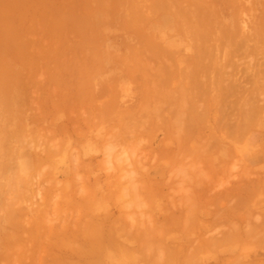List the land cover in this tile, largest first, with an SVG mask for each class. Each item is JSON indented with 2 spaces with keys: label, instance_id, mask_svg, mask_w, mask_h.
I'll return each mask as SVG.
<instances>
[{
  "label": "rangeland",
  "instance_id": "374dc122",
  "mask_svg": "<svg viewBox=\"0 0 264 264\" xmlns=\"http://www.w3.org/2000/svg\"><path fill=\"white\" fill-rule=\"evenodd\" d=\"M152 1L153 0H0V264H90V260L94 261V259L96 260L94 262H97L96 264H163L162 257H164V253L168 250L171 251L173 245H177L179 247L182 245L183 249L181 247L180 248L183 250V253L187 252L190 255V251L196 248V242L199 241L201 244L205 238H219L230 228V226L233 228L235 223L237 227H240L239 229H241V231H244L250 227H254L256 224L254 223V219L257 218V216L259 217V214L261 215L259 218L264 219V215L262 216V214H264V192L260 194L258 191L259 193L257 192L256 194L254 191L260 186L258 182L256 184L258 187L255 185L257 180L254 182L257 175L259 176L258 178L260 181H264V0H159L161 2H165L166 7L168 6L167 4L171 5L168 7L169 9L167 11H158L154 16H146L143 18V16H145V12L149 15V13H147L149 9L148 7L151 5ZM179 9L184 10L183 12H185V15L187 16V20L182 24L177 20ZM138 10L143 14L141 12L140 14ZM128 25L130 26L128 27ZM145 42H151L156 46L155 48H150L145 45ZM241 45L242 47H240ZM142 49L144 56L141 58L144 59V65L146 60L149 59V57L151 58L153 51L157 50L163 53L166 52V55L170 54L171 58L169 56L165 58L170 61L167 65H170L172 69L177 67V69L174 68L176 71L172 72L173 74L171 75L175 78L178 75L179 77L182 76L185 80L190 77L191 79L194 78L192 74L194 73V66H198V70L201 69V67L204 68H202L203 70L206 69L205 71H200L201 80L198 79L199 76L197 79L200 80L201 84L205 80L207 82L204 84H210L211 88L210 86H206V89L202 88L205 89L203 91L208 89L206 91L207 93L204 92V94L201 88L199 90L196 88L198 91L195 89L198 94L194 91L193 93L192 89L189 93L191 95L186 96L189 101L193 100L191 101L190 106L188 104L189 102H187V98H185L186 100L184 101L186 102L185 105L179 97H175V95H177V91L172 94L174 95L175 100L168 98L167 101L169 103L167 102V104L165 103L164 105L162 103H158V101L156 102V94H153L155 102L152 104L156 103L155 106H162L163 108L161 109V112L158 111L157 113H152L151 115L148 111L142 110L141 113H143V116L141 115L142 119L140 118L141 121L138 122L142 125L137 124L132 127L137 129L139 126L140 128L138 129L140 131L143 129L142 132L145 131L144 134L146 132L148 133V129H150L148 125L151 123L150 118L153 117L158 120V118H161L163 115L164 117L169 118V122H171L169 123V125H171L169 132H171L172 135V137L170 136V141L166 140L165 132L162 129H151L153 132L149 131V136L147 133V136H145L142 132H139L138 129H132L131 126H126L123 130H121L123 126L121 127L118 125L119 122L117 123V118V120H113L116 122H112V124L103 125L100 123V126L97 125L98 123L93 121L92 123L95 122V124L86 127L87 123L85 124L84 122L89 119L87 117L89 114L87 112L84 114V112L78 109L79 106H77L80 101H76H78V98L80 100L82 93L85 94L90 90L91 93L94 91L93 94H97L93 103L96 102L99 105L103 102L102 104L104 105V103L108 102L107 100H111V97H109L111 96L109 93L110 91L108 90L112 85H114L112 86V90L116 91L115 101H119L118 103L114 101L115 105H119V108L116 106L113 111L116 112L118 110L117 113H120L121 111L131 109L137 103H142L144 106L146 104L144 103L145 101H143L145 95L144 89H159L157 81L163 74L161 71L159 72L158 69V71L155 70V68H158V65L153 63V60L151 59V64L153 66L150 63L149 64L153 67L151 68L153 72L149 70V79L148 77H143L146 72L141 73V67L138 65L137 61L135 59H131L130 57L132 52H139ZM195 49L197 51H195ZM215 57L216 59H214ZM116 58H118V61H116ZM165 58L162 59L164 60ZM252 61L255 62L253 63ZM204 65H207V67ZM223 67L226 69L223 70ZM148 69H150V67ZM167 72L168 71H166V73ZM222 72H224L223 75ZM158 74L161 75L158 76ZM208 74L210 76L212 74V76L210 77ZM89 75L91 77H89ZM171 76L169 79L172 80L173 77ZM168 77L169 76L166 77V81ZM179 77L177 78L179 80L173 78V80H175L174 84L171 83L172 81L168 80L167 82H170V85L166 82L167 85H164L167 87H163L164 89L161 91H164L165 93L168 91L167 93L171 94L172 92L170 91L178 90V81H180V78L182 79V77ZM207 77H209V79ZM222 77H228L226 79L227 81H225V78ZM80 79H82L83 82L84 80L88 81L89 88L88 86L84 87L86 85L82 84V80ZM207 79L209 81L212 79L211 83L208 82ZM232 81L234 83H232ZM153 83H155V86H153ZM214 83H217V85ZM259 83H263V85L261 86ZM55 85H58L59 87H56ZM220 86H223V88L218 91L217 88ZM212 87H215L217 91ZM242 91L244 93H242ZM210 92L214 93L210 94ZM65 93L67 94L66 98ZM194 94H197L195 96V101L192 98L194 97L192 96ZM62 98L66 99L64 100L65 102ZM247 98L250 100H246ZM69 99L71 100L68 101ZM199 99L203 101H200ZM206 99L208 102L210 101V104L207 103ZM242 99L244 101H242ZM246 101H248V103ZM192 102H196V105L194 103L193 106ZM213 103H215V106H213ZM56 105H59V108L56 107ZM179 105L185 107V109L189 106V112V108L191 106L192 109H198H193L195 112L191 110L189 113L183 108L182 111L180 110L181 114H177L178 118H173L175 116L171 115L170 110L172 107L177 109L178 106L179 108ZM71 106H73V108H70ZM167 106L170 107V109H168ZM200 107L202 108L200 109ZM205 108L206 110L209 109V113H207ZM216 108L219 109V111L216 110ZM71 109H73V111ZM236 109H240V111H237ZM172 110H174V108H172ZM68 111L70 113V119L81 115L82 118L80 117L79 121L82 124L75 125V128L73 129L65 126L64 124L67 123L66 114H68ZM182 112L184 115H182ZM206 113L209 117L205 116ZM198 114L200 116L204 114V116H202L204 118L199 117ZM156 115H158V118ZM195 115H198L196 116L198 118H196ZM250 115L252 116L251 118ZM145 116L147 118H143ZM205 117L209 120L203 121L205 120ZM244 118L247 119L249 126L245 123L246 120ZM148 120L150 123L147 122ZM189 121H193L195 123V126L193 125L194 127L189 124L192 129L189 130L190 132L188 131L189 125L187 126ZM117 125L119 126L118 128L116 127ZM234 125L235 127L231 129ZM64 127L65 129L70 130V134L67 135L64 132ZM110 127H112L113 130H111ZM218 128L219 130H217ZM240 128L241 130H239ZM115 130H117V132ZM118 130L120 132H118ZM125 130L128 131V133ZM107 131L110 132L108 133ZM106 132L109 136L112 133V136L110 137L113 138L115 135L119 134V136L121 135L122 138L124 137L128 142L130 141L129 139H131V137L127 136L129 134V136L133 135L132 137H134L136 133L138 138V134L140 133L142 137H139V140H142V138L145 139L144 141L142 140L144 144L140 140L137 141V143H134L136 146H133L134 149H137L143 145V147H146L145 150H142L140 147V150H136L138 156L137 154L132 156L130 152L131 150L128 149L130 150L127 151L129 154H126H131L132 157L129 156L126 160L130 161V163H128L129 165L134 162L131 158H133L136 162H143L145 156L146 160L144 162L147 161V158L148 160L151 158L150 161L146 162V165L143 162L145 165L143 166L145 168L147 167L148 173L145 168V170L141 173H146L145 179L146 181H149V184L153 181L151 182L152 186L150 184L147 185V188H145L143 186L144 180L138 181L136 185L137 189L140 191L142 190L141 192L144 191V193L146 192V189L148 190L149 188H152L154 191L151 194L152 196L147 195L146 193H142V195L140 191L137 196L138 191H136V188V190L133 188L135 193L132 191V186L134 185L135 187L136 183H134V181H137L139 176H143L142 174L139 176L135 175L137 179L132 181V185L128 182L130 179L125 181L121 180L122 178L126 179L122 176L123 173L121 172H126L129 167L127 168V165H124L127 161L123 163L118 161L119 163L116 164L117 160L115 159H118L119 154L121 155V149L119 147H113L117 154H114L113 149L112 151L109 150V154L111 153V156L113 157H110L109 159L107 158L108 153L105 152V145H108V143H105V139H107L108 142L113 139L106 137L108 136ZM188 132L190 136H188ZM229 133L234 134L233 138H231V136L227 138ZM185 138L188 139L185 141ZM179 139H183L182 142L177 141ZM165 140L167 141L165 144H167V147L171 150L178 148L177 142H179V146H185V143H187L189 148L194 145L200 150L204 149L201 148V146L204 145L205 149L203 151V157L196 160L197 164H193L191 162V158L186 157L191 159L189 161L185 157L183 158L181 156L182 152H180L179 155L175 153L170 156L169 151L167 154H163L162 158L161 155L163 152L161 151V148L163 147ZM145 141H148L146 146H144L146 144ZM148 143H150V146H148ZM189 143L193 145H189ZM50 146H52L54 150L50 148ZM183 148L184 147H182V149ZM48 149L49 151L52 149V152H49ZM139 152L141 156L139 155ZM206 154H208V157H205ZM52 155L54 157L57 155V157H53L54 159H51ZM123 155L124 154H122V156ZM175 155L178 156L177 159L175 158ZM49 156L50 159H47ZM211 156L212 161H210ZM142 157L143 160H140ZM38 158L43 161L38 160V162H36ZM178 158L183 160L186 165L181 164L183 162L181 160L179 161ZM152 159H154V161H152ZM155 159L156 161L158 160L157 163H155ZM201 159L202 161H200ZM73 160L80 164L77 177L79 175L84 176L82 178L88 181L83 180L82 182V178L80 176L81 183H79L80 181H76V177V182H74L71 172L72 167L74 166L73 162H71ZM186 162H188V165ZM211 162L213 168L209 169L212 167ZM39 164L41 165L38 166ZM115 164L118 165V170L115 168ZM122 165L127 168L125 171L123 169L125 167H122ZM157 165L166 167L167 169L165 175L160 178L155 172L153 173V168H156ZM193 165L194 167L198 166V168L195 170ZM230 165H235V167ZM67 166L68 172H66ZM85 166H88L87 170L85 169ZM131 166L132 165H130V167ZM180 167L183 169L180 170ZM244 168L247 170L244 171ZM212 169H214L213 173H218H215L217 176L213 175L214 177H211L212 181L208 180L209 177H205L203 179L204 175L209 176L207 172ZM45 170L46 172H44ZM130 170H132V168H130ZM199 170L201 173L198 172ZM144 171L145 173H143ZM212 171L209 173L211 174ZM246 171H249V173ZM40 172H42V175ZM139 172L140 170L137 173L139 174ZM149 172L153 179L149 178ZM188 173L190 174L188 175ZM120 174L122 175L119 176ZM200 174H202V176H200ZM248 174H251L250 176L253 178L248 176ZM169 175L172 176L170 177ZM35 176H37L36 179ZM33 177L35 184L32 181ZM80 178L78 177V179ZM199 178L202 179V182L205 180L204 182L207 181L208 183L205 184L203 182L205 186L202 185ZM95 179L99 180H97V184H94ZM117 180L120 181L117 182L118 185H116ZM25 181L27 182L26 184ZM48 182L50 184L54 182V184L50 185ZM250 182H254L253 185H255L256 188ZM189 183L192 185L189 186ZM209 183H211V185H209ZM242 183L246 185L241 186ZM24 184L27 186L25 187ZM67 184H69L70 190L68 189ZM57 185L60 187L59 190L61 189L58 196L59 199L56 200V196L53 197L54 199L50 198V196H46L45 198V194L47 195L46 190L48 192L51 186L54 188ZM86 185L99 190L100 194H98V201L95 205L96 207H99L100 211L108 212V215L102 214L101 219L98 220L100 223L98 226L95 225L94 222L96 228L101 227L103 230L98 232L100 234L102 233V238L99 236L101 239H97L99 237H93L94 233L92 232V228L95 226L91 227V225L88 224V222L93 224V217L91 214L96 211V207H94L95 205L93 207L91 206L93 209L91 208V211H86V205L84 206L87 200L86 195L91 194V190L87 189ZM239 185L241 186V189L239 188ZM66 186L68 190H65ZM80 187L84 189L83 194H80L79 192L77 193V191L81 190ZM141 187H144L145 189H142ZM228 187L230 189H227ZM246 187H249L248 189L250 190L246 191L244 189ZM8 188L9 190H12L9 191ZM233 188H236V190L239 188V191L244 189V191L241 192V196L244 194V196H242L244 199H240L239 197L241 196L240 194L238 195L240 192H235L236 190ZM251 190H253L255 195L253 192V194L251 193ZM7 191H9V193ZM64 191H67V194H65ZM245 191L248 193L246 194ZM131 192H133L131 194L132 196L129 195ZM226 192H232V197L235 198L231 197V193L228 194L230 197L227 196ZM197 193L199 196L196 195ZM10 195L11 197H9ZM223 195L224 197L227 196V199L225 198L224 201L222 200V203L224 204L220 203L222 199L221 196L223 197ZM237 195L239 197H237ZM247 195L251 199H249ZM213 197L214 199H218V202L220 203H218V206L220 205L219 207L221 210H219V207L216 209V200H214L215 203L214 201L211 202ZM83 198H85V201ZM133 198L135 201L136 198H138L137 201H140L139 204L142 203L143 207L141 208L142 205L140 204V209H136L135 207L138 205L133 203ZM169 198L171 199L169 200ZM205 198L208 199L207 202H205ZM66 200L69 202L68 204ZM57 202L58 204H56ZM210 202L214 204H210ZM9 203H12L10 204L12 207L7 205ZM42 203L44 204V207L46 206V214L48 213L45 216H48L45 218L47 220V222L45 220L47 224L43 225V227H36L38 233V235H36L37 233H34L36 232L34 229L35 225H33L35 224L36 217L35 210L38 209L39 206L42 207ZM131 203V207L133 209L128 208ZM234 204L235 207L238 206L240 215L243 217L235 215L238 219L235 218V223H232L229 222L231 219L229 218L230 220H227L226 216L233 210ZM241 204L243 206L245 204L246 206L243 207ZM224 205L226 208H224ZM231 205L233 206L232 208ZM189 206L192 209L189 208ZM196 207L199 211L201 210L200 212L198 211V214ZM119 208L120 211H118ZM145 208H148V210ZM243 208L246 209L244 210ZM234 209L236 213L237 209ZM92 210L94 212H92ZM140 210L142 212H140ZM190 210H193L192 214L191 212H188ZM75 213L77 216H75ZM119 213H121V215ZM224 213L226 216L223 217L227 221L226 223L225 220H223L224 218L221 216ZM242 213L244 214L242 215ZM141 214L144 215L143 220L138 218L141 217ZM118 215L119 218L122 216L123 218H121L124 221L127 219L125 223H128L129 225H127L126 229L130 231L128 233L129 236L133 235L131 238L128 235V237H124L122 235L123 232L122 234H119V236L122 237L118 236L120 231L119 229L123 226L118 227V224L121 225L123 220H120L121 223L116 224L119 221ZM193 215L196 216V221L194 218L195 216ZM130 216L132 217V220L128 222V218ZM177 216H181L179 219H181L183 224H186V228L187 224L190 225L188 228L191 233H188L186 230L185 233L175 227V223H173L172 220H177ZM218 216H221L222 219L220 218V220H218ZM187 217L193 218L198 227H195L197 226L195 223L193 224L194 227L191 226L193 220L191 219L190 223V220ZM135 218H138V221L136 225H133L136 223ZM248 218V221L251 220L249 224L248 222L245 223L244 220ZM78 219L79 221H75ZM170 219L172 220L170 221ZM197 219L199 222H197ZM154 220L156 221V224L152 222ZM242 220L244 221L240 223ZM114 222L116 224L115 230L113 229L115 227ZM212 222H216L217 224H212ZM50 223H52L51 226ZM125 223L123 222L122 224L126 225ZM160 224H163L164 227H160L162 226ZM74 225L76 227H74ZM131 225L133 229L135 228V230L130 229ZM227 225L230 226L227 228ZM117 227L119 231L117 230ZM157 227L159 231L156 230ZM191 227L194 229H191ZM99 228L97 230H100ZM152 229L154 233H151ZM58 230L60 231L58 232ZM108 230L111 232L109 233ZM258 231L260 232V229ZM168 232L169 234L164 237V235ZM142 233H144L145 238H139V235ZM70 234V237L73 235L74 242H72V238H69ZM114 234L119 237L117 238L119 240H116L117 236L113 238ZM161 234L165 239L161 237ZM89 237L92 239V244L96 241V245L99 246L100 244V247L102 245V250L100 247L96 248L95 243L90 245L89 241H91V239ZM83 238L84 241L82 240ZM109 240L117 242L119 246L108 248L107 242ZM146 243L149 245V249ZM163 243L164 245H162ZM248 244L251 246H248ZM168 246L171 247L169 248ZM192 246L195 248H192ZM94 248L96 252H92L94 251ZM97 249H100L101 254L97 251ZM139 249H142L140 253L142 254V251H144V254L140 255ZM147 250H150V253H148ZM88 251H90V253H88ZM199 253L200 255H198ZM199 253L197 254L198 258L195 255L194 258L196 260L193 261L192 255H190L191 259H188V254H185L183 258L188 257L187 259H183V263L188 260L184 264H192L191 262H193V264H224L226 259L232 260L237 259V257L243 264L264 262V245L263 248H258L255 243H251V241L248 243L246 242L245 244L242 242L237 244H228L227 246H224L223 244L218 247V249L202 250L199 251ZM4 254H7V256L5 257ZM144 255L149 256V258ZM125 256H130L131 258L134 257V259L138 260L135 261L133 259L134 261L121 262V258L123 259ZM52 257H54V260ZM77 257H80V259ZM147 259H149V263H147ZM223 259L224 261H222ZM57 260H60V262ZM80 260L82 261L80 262ZM83 261H85V263ZM87 261L89 262L86 263Z\"/></svg>",
  "mask_w": 264,
  "mask_h": 264
},
{
  "label": "bare ground",
  "instance_id": "6f19581e",
  "mask_svg": "<svg viewBox=\"0 0 264 264\" xmlns=\"http://www.w3.org/2000/svg\"><path fill=\"white\" fill-rule=\"evenodd\" d=\"M167 4V3H166ZM168 6L166 7V5H165V2H161V1H159V0H153L152 1V3H151V5L148 7V8H146V9H148V12L147 13H149V15H147L146 14V12H145V16H143V18L144 17H148V16H154L158 11H167L169 8L168 7H170L171 5H169V4H167ZM136 10V9H135ZM184 10H181V9H179V13H178V16H177V20H178V22L179 23H183V22H185L186 20H187V16L185 15V12H183ZM138 12H139V10H138ZM141 12V11H140ZM139 12V13H140ZM142 13V12H141ZM140 13V14H141ZM143 14V13H142ZM130 25H128V27H129ZM246 26V25H245ZM249 26V25H248ZM262 26V25H261ZM264 27V26H263ZM181 29H182V26H181ZM264 30V29H263ZM209 31V30H208ZM206 36V35H205ZM204 36V37H205ZM207 37V36H206ZM249 39V38H248ZM204 40V39H203ZM202 40V41H203ZM218 40V39H217ZM228 40V39H227ZM151 41V40H150ZM205 41V40H204ZM203 41V42H204ZM196 43V42H195ZM144 44V43H143ZM212 44V43H211ZM237 44V43H236ZM264 44V43H263ZM145 45H147L148 47H150V48H155V44H153V43H151V42H145ZM213 45V44H212ZM217 45V44H216ZM247 45V44H246ZM202 46V45H201ZM203 46H206V45H203ZM208 46H209V44H208ZM218 46V45H217ZM240 47H242V45L240 46ZM142 48H145V47H142ZM157 48V47H156ZM203 48V47H202ZM209 48V47H208ZM212 48H214V47H212ZM246 48V47H245ZM210 49V48H209ZM195 51H197L196 49H195ZM166 53V52H165ZM165 53H163V52H161V51H153V54H152V56H151V58L149 57V59H147L146 60V62H145V65H144V63H143V58H141V57H143L144 55V52H143V49L142 50H140L139 52L138 51H135V52H132L131 53V55H130V57H131V59H135L136 61H137V63H138V65L141 67V73H144V72H146V73H144L145 74V76L143 75V77H148V76H150L149 74V70L150 71H152L151 70V68H153L152 66V61H151V59L153 60V63H156L157 65H158V68H155V70H159V72L161 71V73L163 74V75H161V74H158V76H160L161 75V77L158 79V88L159 89H157V90H153L152 88V90H149L148 88H146V89H144V92H145V95H144V100L143 101H145L144 103H146L144 106L142 105V103H137L134 107H132L131 109H129V110H125V111H119L120 113H117V111L115 112V111H113V110H115V107L117 106L118 108H119V105L117 104V105H115V102H117V101H115V90H112L113 89V87L112 86H114V85H112L111 87H110V89L108 90V91H110L109 93H110V95L111 96H109V97H111V100L109 101V100H107L108 102L107 103H104V105L102 104V103H100L99 105H101V106H99L96 102L95 103H93L94 102V100H95V98H96V96H97V94L95 93V94H93L94 93V91H92L93 93H91V90L90 91H87L85 94L84 93H82V95H81V98H80V100H79V98H78V101H76V102H79L80 101V103H78L79 105H77V106H79V110H81L82 112H84V114H86L85 112H87L89 115L87 116L89 119L87 120V121H85L84 123L86 124V127H88V126H90V125H92V124H95V122L96 123H98L97 125H100L101 126V124L100 123H102L103 125L105 124H112V122H116V121H113V120H115L116 118L118 119V121H117V123H118V125H120L121 127L123 126V128H121V130H123L124 129V127H126V126H131V128L133 127V126H135V125H137V124H141V123H138V122H140L141 121V119H142V116H143V113H141L142 112V110H145V111H148L151 115H152V113L153 114H155V113H157L158 111H160L161 112V109L163 108L162 106H155L156 105V103H154V104H152L153 102H157L158 101V103H162L163 105L166 103L167 104V100H168V98L169 99H173V100H175V97H179V99H181L183 102L186 100L185 98H187L186 96H190L191 94H189L190 92H191V90H192V92L194 91V92H196L197 94H198V90L201 88V90L203 91V90H205L206 89V86H210V84L209 85H207V84H204V83H206L207 81L205 80L204 82H202V84H201V82H200V80H201V78H200V75H201V73H200V71L202 72V71H205V70H203L204 68L203 67H201V69H197L198 68V66L196 67V66H194V73H192L193 74V77L194 78H192L191 79V77L190 78H187L186 80L185 79H183V77L182 76H180V77H182V79L179 77V75L175 78L174 76H171L173 73L172 72H174V71H176V70H174V68L172 69V67L170 66V65H167V63L169 64L170 63V61L169 60H167V58H165V57H167V56H169L170 57V54L168 55H166ZM193 53V52H192ZM134 57H136V58H134ZM166 55V56H165ZM194 55H195V53H194ZM140 56V57H139ZM196 56H198V55H196ZM195 56V57H196ZM129 57V58H130ZM139 57V58H138ZM168 57V58H169ZM199 57V56H198ZM162 58H165L164 60L162 59ZM171 58V57H170ZM117 60L116 61H118V58H116ZM130 59V60H131ZM196 59L198 60V58L196 57ZM214 59H216V57L214 58ZM125 60H127V59H125ZM132 61V60H131ZM130 61V62H131ZM168 61V62H167ZM199 61V60H198ZM213 61V60H212ZM233 61V60H232ZM135 62V61H134ZM172 62H173V59H172ZM223 62V61H222ZM231 62V61H230ZM253 62V61H252ZM255 62V61H254ZM253 62V63H254ZM132 63V62H131ZM152 65V66H150V64ZM213 63H214V61H213ZM236 63V62H235ZM173 64V63H172ZM207 64V63H206ZM222 64V63H221ZM126 65V64H125ZM130 65H132V64H130ZM210 65V64H209ZM208 65V66H209ZM128 66V65H127ZM135 66V65H134ZM205 66V65H204ZM235 66V65H234ZM150 67V69H148ZM205 67H207V65L205 66ZM212 67V66H211ZM220 68H221V65H220ZM172 69V70H171ZM175 69H177V67L175 68ZM226 69V68H225ZM224 69V67H223V70H225ZM139 70V69H138ZM157 70V71H158ZM209 70H211V69H209ZM220 70V69H219ZM222 70V69H221ZM253 70V69H252ZM166 71H168L167 73H166ZM212 71V70H211ZM210 71V72H211ZM153 72V71H152ZM156 72V71H155ZM138 73V72H137ZM158 73V72H157ZM157 73H155V74H157ZM223 73L224 72H222V75H223ZM152 74V73H151ZM179 74V73H178ZM207 74V73H206ZM217 74V73H216ZM227 74V73H226ZM259 74V73H258ZM131 75H133V74H131ZM180 75H181V73H180ZM190 75V74H189ZM209 75V74H208ZM207 75V76H208ZM218 75V74H217ZM220 75V74H219ZM222 75H220V76H222ZM225 75V74H224ZM255 75H256V73H255ZM263 75V74H262ZM88 76V75H87ZM167 76H169L168 77V79H167V81L168 80H170V81H172L171 83L172 84H174L175 83V80H173V78L174 79H176V80H179V79H177L178 77L180 78V81H178L179 82V87H178V90H173V91H170V92H172L170 95H172V94H174V92H176L177 93V95H175V97H174V95H172V96H170L167 92L168 91H166V93L164 92V91H161V90H163L165 87H167V86H165L164 84H166V77ZM170 76L171 77H173L172 78V80L171 79H169L170 78ZM198 76H199V78H198ZM206 76V75H205ZM210 76V75H209ZM211 76H212V74H211ZM210 76V77H211ZM228 76V75H227ZM89 77H91L90 75H89ZM89 77H88V79H89ZM185 77V76H184ZM204 77V76H203ZM217 77V76H216ZM232 77V76H231ZM132 78V77H131ZM186 78V77H185ZM200 79V80H198V79ZM205 78V77H204ZM208 79H209V77H207ZM217 78H219V77H217ZM222 78H225V81H227L226 79L228 78H226V77H222ZM235 78V77H234ZM256 78V77H255ZM148 79H149V77H148ZM150 79H152V78H150ZM207 79V80H208ZM214 79V78H213ZM216 79V78H215ZM221 79V78H220ZM80 80H82V79H80ZM233 80V79H232ZM235 80V79H234ZM144 81H146V80H144ZM148 81V80H147ZM153 81V80H152ZM174 81V82H173ZM211 81H212V79L209 81L208 80V82H210L211 83ZM220 81V80H219ZM222 81V80H221ZM224 81V82H225ZM237 81V80H236ZM257 81V80H256ZM82 82V84H84V85H86V86H84V87H87L88 86V88H89V84H88V81H86V80H84V82H83V80L81 81ZM151 82V81H150ZM254 82V81H253ZM167 83H169V85H170V82H167ZM223 83V82H222ZM226 83V82H225ZM230 83V82H229ZM228 83V84H229ZM232 83H234L233 81H232ZM257 83V82H256ZM81 84V83H80ZM81 84V85H82ZM88 84V85H87ZM155 83H153V86H155L154 85ZM204 84V85H203ZM215 84V83H214ZM237 84V83H236ZM254 84H255V82H254ZM261 83H259V85H260ZM167 85V84H166ZM168 85V86H169ZM215 85H217V83L215 84ZM224 85V84H223ZM257 85H258V83H257ZM263 85V83L261 84V86ZM56 86V85H55ZM58 86V85H57ZM56 86V87H57ZM101 86V85H100ZM106 86V85H105ZM152 86V85H151ZM256 86V85H255ZM59 87V86H58ZM80 87H82V86H80ZM115 87H116V85H115ZM164 87V88H163ZM177 87V86H176ZM193 87V88H192ZM215 87H217V86H215ZM215 87H212L213 89L215 88ZM227 87V86H226ZM263 87H264V85H263ZM150 88V87H149ZM196 88H198V90L196 89ZM202 88H205V89H202ZM210 88H211V86H210ZM221 88H223V86L221 87H219V88H217L218 89V91H219V89H221ZM256 88H258V87H256ZM260 88V87H259ZM59 89V88H58ZM83 89V88H82ZM195 89L197 90V91H195ZM227 89H229V88H227ZM234 89V88H233ZM239 89V88H238ZM78 90V89H77ZM128 90V89H127ZM208 90V89H207ZM206 90V91H207ZM215 90H216V88H215ZM202 91H200V92H202ZM206 91H203V93L204 92H206ZM214 91V90H213ZM217 91V90H216ZM220 91H222V90H220ZM228 91V90H227ZM246 91V90H245ZM249 91V90H248ZM253 91V90H252ZM259 91V90H258ZM58 92V91H57ZM60 92V91H59ZM143 92V91H142ZM193 92V93H194ZM224 92V91H223ZM233 92V91H232ZM250 92V91H249ZM254 92V91H253ZM252 92V93H253ZM207 93V92H206ZM211 93H214V92H210V94ZM222 93V92H221ZM228 93H229V91H228ZM242 93H244L243 91H242ZM114 94V95H113ZM153 94H156V100H155V98L153 99ZM196 94V95H197ZM205 94V93H204ZM224 94V93H223ZM254 94V93H253ZM109 95V94H108ZM195 94L194 95H192V96H196ZM64 96V95H63ZM66 96H67V94L65 93V98H66ZM206 96V95H205ZM213 96V95H212ZM224 96V95H223ZM230 96V95H229ZM194 97H192L193 99H194V101H195V99H196V97L194 98ZM207 97V96H206ZM208 97H210V96H208ZM226 97H228V96H226ZM231 97V96H230ZM64 98V97H63ZM62 98V99H63ZM71 98V97H70ZM198 98V97H197ZM199 98H202V97H199ZM244 98V97H243ZM205 99V98H204ZM252 99V98H251ZM64 100H66V99H63V101ZM71 99H69L68 101H70ZM155 100V101H154ZM200 100V99H199ZM207 100V99H206ZM246 100H250V99H246ZM115 101V102H114ZM172 101V100H171ZM191 101H193V100H190L189 101V99L187 98V102H189L188 104H189V106L191 105L190 103H191ZM200 101H203V100H200ZM205 101V100H204ZM237 101H239V100H237ZM242 101H244L243 99H242ZM248 101H246L247 103H248ZM56 102V101H55ZM65 102V101H64ZM119 102V101H118ZM117 102V103H118ZM182 102V103H183ZM210 102V101H209ZM208 102V100H207V103L208 104H210ZM212 102H214V101H212ZM240 102V101H239ZM69 103V102H68ZM68 103H66V104H68ZM169 103V102H168ZM186 102H184V104H185ZM195 103V105H196V102H194ZM193 102H192V105L194 104ZM200 103V102H199ZM219 103V102H218ZM237 103V102H236ZM60 104V103H59ZM96 104H97V106H96ZM187 104V105H188ZM214 104V105H213ZM212 105L213 106H215V103H213ZM231 104V103H230ZM240 104V103H239ZM244 104H245V102H244ZM103 105V106H102ZM186 105V104H185ZM199 105V104H198ZM207 105V104H206ZM220 105V104H219ZM226 105H227V103H226ZM225 105V106H226ZM59 106V105H58ZM57 105H56V107H58ZM61 106V105H60ZM65 106H67V105H65ZM188 106V107H189ZM194 106V105H193ZM201 106V105H200ZM204 106V105H203ZM224 106V107H225ZM239 106V105H238ZM251 106V105H250ZM55 107V108H56ZM168 107V106H167ZM187 107V106H186ZM188 107H187V109H185V107H183V106H181V105H179V108H178V106H177V109L175 108V107H172V108H174V110H172V108H171V110H170V113H171V115H173V116H175V117H173V118H178V113L179 114H181V112H180V110L182 111L183 110V108H184V110H186V111H188L189 112V110H188ZM219 107V106H218ZM227 107V106H226ZM246 107V106H245ZM244 107V108H245ZM253 107V106H252ZM59 108V107H58ZM70 108H73V106H71ZM70 108H69V110H70ZM121 108V107H120ZM202 107H200V109H201ZM229 108V107H228ZM243 108V107H242ZM247 108V107H246ZM255 108V107H254ZM67 109H68V107H67ZM168 109H170V107H168ZM190 109V112H191V110H193V109H198V108H193L192 109V106L189 108ZM199 109V110H200ZM224 109V108H223ZM72 111H73V109H71ZM205 110H206V108H205ZM209 110V109H208ZM208 110H206L207 111V113H209L208 112ZM216 110H218L219 111V109H217L216 108ZM237 110V109H236ZM239 111H240V109H238ZM237 110V111H238ZM176 111V112H175ZM194 111V110H193ZM247 111V110H246ZM250 111V110H249ZM75 112V111H74ZM148 112H146V113H148ZM184 112V111H183ZM182 112V113H183ZM189 112V113H190ZM195 112V111H194ZM214 112H215V110H214ZM58 113V112H57ZM197 113H198V111H197ZM206 113V115L205 116H208V114ZM219 113V112H218ZM237 113V112H236ZM54 114H56V113H54ZM69 111H68V114H66V116H67V123L66 124H64L65 126H67L68 128L70 127V129H73V128H75L74 126L75 125H78V124H82V123H80V121H79V118L81 117L82 118V116L80 115H78V117H77V119H76V117L74 118L73 117V119H70L69 118ZM76 114V113H75ZM150 114H149V116H150ZM228 114H229V112H228ZM227 114V115H228ZM142 115V116H141ZM182 115H184V113L182 114ZM193 115V114H192ZM199 115V114H198ZM198 115H195V117L196 116H198ZM211 115V114H210ZM121 116V117H120ZM157 116V118H158V115H156ZM159 116H160V113H159ZM202 116H204V114L202 115ZM202 116H200L199 115V117H202ZM214 116V115H213ZM230 116V115H229ZM151 117V116H150ZM209 117V116H208ZM219 117V116H218ZM252 116L250 115V118H251ZM85 118V117H84ZM141 118V119H140ZM143 118H147L146 116L145 117H143ZM160 118V117H159ZM159 118H158V120L157 119H154L153 117H151L150 118V121H151V123L149 122V120L147 121L148 123H150V125H148V127H150V129H148V133H147V135L150 133L149 131H151V132H153L151 129H157V130H159V129H162L164 132H165V138H166V140H168V141H170L169 139H170V136L172 137V135H171V132H169L170 131V126L171 125H169V123H171V122H169L170 121V119L169 118H166V117H164L163 115L161 116V118H160V121H159ZM162 118H164V119H162ZM196 118H198V117H196ZM202 118H204V117H202ZM247 118V117H246ZM244 118L246 121H245V123L248 125L249 123H248V121H247V119H249V118ZM116 119V120H117ZM199 119H201V118H199ZM198 119V120H199ZM217 119V118H216ZM146 120V119H145ZM191 120H192V118H191ZM202 120V119H201ZM206 120H209L208 118L206 119V117H205V120H203V121H206ZM212 120H213V118H212ZM251 120V119H250ZM249 120V121H250ZM93 121H95L94 123H92ZM142 121H144V120H142ZM183 121V120H182ZM215 121V120H214ZM213 121V122H214ZM82 122H83V120H82ZM145 122V121H144ZM146 122V123H147ZM193 122V121H192ZM188 122V124H187V122H186V124H187V126L189 125V124H191L192 126L194 125L195 126V123L193 122ZM243 122V121H242ZM147 123V124H148ZM197 123V122H196ZM231 123V122H230ZM245 123H244V125H245ZM84 124V125H85ZM237 124V123H236ZM116 126L117 128L119 127V126ZM142 125V124H141ZM191 125H189L188 127H189V129H188V131L191 129L190 127H191ZM217 125V124H216ZM244 125H242V126H244ZM94 126V125H93ZM99 126V127H100ZM193 126V127H194ZM228 126V125H227ZM249 126V125H248ZM77 127V126H76ZM113 127V126H112ZM112 127H110V129L111 130H113L112 129ZM115 127V128H116ZM137 127V126H136ZM217 127H218V125H217ZM235 127V125L231 128V129H233ZM238 127V126H237ZM247 127V126H246ZM252 127V126H251ZM78 128V127H77ZM138 128H140L139 126H138ZM137 128V129H138ZM142 128V127H141ZM144 128V127H143ZM241 128H244V127H241ZM241 128L239 129V130H241ZM250 128V127H249ZM109 129V130H110ZM126 129V128H125ZM132 129H134V130H137V129H135V128H132ZM131 129V130H132ZM208 129V128H207ZM248 129V128H247ZM250 129H252V128H250ZM95 130H97V129H95ZM120 130V129H119ZM118 130V132H120ZM139 130V129H138ZM192 130V129H191ZM217 130H219V128L217 129ZM243 130H245V129H243ZM116 132H117V130H115ZM126 131V130H125ZM143 131V129H141V131L139 130V132H142ZM198 131V130H197ZM235 131V130H234ZM247 131V130H246ZM51 132H53V131H51ZM64 132L68 135V134H70L69 132H70V130H67V129H65V127H64ZM108 133L110 132V131H107ZM106 132V133H107ZM115 132V133H116ZM127 133H128V131H126ZM145 132V131H144ZM144 132H142L143 134H144ZM190 132V131H189ZM189 132L187 133L188 134V136H190V134H189ZM108 133H107V135H108ZM123 133H125V132H123ZM138 133V132H137ZM146 133L144 134L145 136H147L146 135ZM241 133V132H240ZM54 134H55V132H54ZM53 134V135H54ZM133 134H134V132H133ZM198 134V133H197ZM236 134V133H235ZM53 135H52V137H53ZM57 135V134H56ZM114 135V134H113ZM125 135V134H124ZM130 135V134H129ZM129 135H127L128 137H131V139H129L130 141L128 142V141H126V139L123 137L122 138V136L120 135L119 136V134L118 135H115V137L113 138V137H110V136H112V133L110 134V136L108 135V136H106V137H110L111 139H113V140H110L109 142H108V140L107 139H105V143L107 142L108 143V145H105L106 146V150H105V152L106 153H108V156H107V158L109 159L110 157H113V156H111L112 154L110 153L109 154V150L110 151H112V149H113V151H114V148L115 147H119L120 149H121V155L119 154V156H118V159H115V160H117V162H116V164H118L119 162H121V163H123V162H125V161H127L126 159L127 158H129V156H131V154H132V156H134L135 154H137V152H136V150H140L139 148L141 147V149L143 150H145V148L146 147H143V145L142 146H140L139 148H133V146L135 145L136 146V144H134V143H137V141H140L139 140V137H142V135L139 133L138 135H139V137L137 138V135H136V133H135V135H134V137H132V136H129ZM234 135V134H233ZM55 136V135H54ZM127 136H126V138H127ZM149 136V135H148ZM202 136H203V134H202ZM51 137V138H52ZM212 137V136H211ZM215 137V136H214ZM233 137V136H232ZM227 138H228V136H227ZM109 139V138H108ZM124 139H125V141H124ZM186 139H188V138H185L184 140L186 141ZM107 140V141H106ZM128 140V139H127ZM142 140L144 141L145 139H143L142 138ZM142 140H141V142H142ZM164 141V145H163V147L161 148V151L163 152L162 153V158H163V154H167L169 151V155L171 156V154H177V155H179V153L180 152H182V154H181V156L184 158H186V157H188V158H191V159H188V158H186V159H188V161L189 160H191V162L194 164V163H196L197 164V159L199 160L200 158H202L203 157V151H204V149H205V146L203 147V146H201V148H204V149H198L197 148V146H194L193 144H191V143H189V145H193V146H191L190 148H189V146L187 145V143H185V146H179V142L181 141L182 142V140L181 139H179V140H177V141H179V142H177L178 143V145H177V149H175V150H171V149H169L167 146V144H165V142H167V141ZM211 140V139H210ZM239 140V139H238ZM124 141V142H123ZM135 141V142H134ZM196 141V140H195ZM133 142V143H132ZM146 142V141H145ZM148 142V141H147ZM147 142H146V144L144 145V146H146L147 145ZM204 142V141H203ZM237 142V141H236ZM128 143V144H127ZM139 143V142H138ZM143 144H144V142H142ZM151 143V142H150ZM150 143H148V146H150ZM216 143V142H215ZM195 144V143H194ZM125 145H127V146H125ZM129 145V146H128ZM180 145H183V144H180ZM209 146H211V145H209ZM61 147V146H60ZM114 147V148H113ZM125 147V148H124ZM143 147V148H142ZM182 147H184L183 149H182ZM50 148H52V146H50ZM211 148V147H210ZM53 150H54V148H52ZM52 149L49 151V149H48V151L49 152H52ZM128 149H130V150H128ZM153 150V149H152ZM202 151V152H200V151ZM208 150H210V149H208ZM102 151V150H101ZM127 151H130L131 152V154L130 155H127V154H129V153H127ZM151 151V150H150ZM118 152V151H117ZM178 152V153H177ZM58 153V152H57ZM60 153V152H59ZM70 153V152H69ZM73 153V152H72ZM127 153V154H126ZM151 153H152V151H151ZM51 154H54V153H51ZM50 154V155H51ZM114 154H117L115 151H114ZM122 154H124L123 156H122ZM205 154V153H204ZM49 155V154H48ZM139 155H140V152H139ZM144 155V154H143ZM211 155V154H210ZM60 156V155H59ZM127 156V157H126ZM131 156V157H132ZM137 156H138V154H137ZM136 156V157H137ZM141 156V155H140ZM149 156V155H148ZM160 156V157H161ZM176 156V155H175ZM214 156V155H213ZM54 156L52 155V158L51 159H54V158H56L57 157V155H56V157H54ZM146 157V156H145ZM144 157V160H143V157L142 158H140V160L142 159L143 160V162L146 160V158ZM177 157L178 156H176L175 158L177 159ZM205 157H208V154H206V156ZM210 157V156H209ZM47 158V157H46ZM150 158V157H149ZM156 158V157H155ZM161 158V159H162ZM174 158V159H175ZM180 158V157H179ZM178 158V160L180 161L181 159H179ZM47 159H50V156L47 158ZM134 162H132V164H129L128 165V163H130V161H127V162H125V166L127 165V168H128V170H126V172H121V171H119V172H121V173H123V175L122 174H120L119 176H123L124 178H126V179H121V180H123V181H125V180H127V179H130L128 182L132 185L133 183H132V181H134L135 179H137L136 177H135V175H140V174H142L141 172L143 171V170H145L146 169V172L148 173V170H147V167L145 168L144 166L146 165V162H148V161H150L151 160V158H150V160H148V158H147V161L146 162H144L145 163V165L143 164V162H141V161H139V162H136L133 158H131ZM131 159H128V160H131ZM157 159H158V157H157ZM172 159V158H171ZM185 159V160H186ZM38 160H41V159H37L36 160V162H38ZM45 160V159H44ZM138 160V159H137ZM159 160H160V158H159ZM163 160H165V159H163ZM177 160V161H178ZM208 160V159H207ZM41 161H43V160H41ZM49 161H51V160H49ZM54 161V160H53ZM52 161V162H53ZM74 161L75 160H73V161H71V162H73V164H74V166L72 167V170H71V172H72V178H74V182H78V181H80L81 180V178L82 177H84V176H81V175H79L78 177L80 178V176H81V178L80 179H78V177H77V175H78V170H79V167H80V164H78V163H76V161H75V163H74ZM110 161V160H109ZM119 161V162H118ZM152 161H154V159H152ZM158 161V160H157ZM157 161H156V159H155V163H157ZM178 161V162H179ZM182 162H183V160H181ZM200 161H202V159L200 160ZM210 161H212V156H211V160ZM105 162V161H104ZM141 162V163H140ZM209 162V161H208ZM103 163V162H102ZM181 163V162H180ZM187 163V165H188V162H186ZM234 163V162H233ZM106 164V163H105ZM111 164V163H110ZM115 164V165H116ZM148 164V163H147ZM154 164V163H153ZM181 164H184V165H186L184 162L183 163H181ZM208 164H210V163H208ZM41 164H39L38 166H40ZM87 165H88V163H87ZM124 165H122V167L124 166ZM130 165H132L131 167H130ZM144 165V166H143ZM201 165V164H200ZM206 165H207V163H206ZM211 165H212V162H211ZM238 165V164H237ZM117 166L118 165H116L115 166V168L117 169ZM124 166V167H125ZM183 166V165H182ZM204 166V165H203ZM230 166H234L235 167V165H230ZM42 167V166H41ZM86 168V170L88 169L87 167L88 166H85ZM111 167V166H110ZM120 167V166H119ZM190 167V166H189ZM193 167H194V165H193ZM210 167V166H209ZM208 167V168H209ZM53 168V167H52ZM126 167L125 168H123L124 169V171H125V169H127ZM130 168H132V170H130ZM145 168V169H144ZM173 168V167H172ZM178 168V167H177ZM181 168V167H180ZM179 168V169H180ZM195 168V170H196V168H198V166H196V167H194ZM194 168H193V172H194ZM211 168H213V165H212V167H210L209 169H211ZM231 168V167H230ZM122 169V170H123ZM183 168H181L180 170H182ZM189 169V168H188ZM188 169H187V171H188ZM190 169H191V167H190ZM118 170V169H117ZM119 170H120V168H119ZM140 170V172H139V174L137 173L138 171ZM185 170V169H184ZM213 170V171H212ZM211 171H212V173L214 172V169H212ZM245 170H247L246 168H244V171ZM179 171V170H178ZM190 171V170H189ZM205 171V170H204ZM207 171H208V169H207ZM211 171H209V172H211ZM44 172H46V170L44 171ZM87 172V171H86ZM198 172H200L201 173V171L199 170ZM203 172V171H202ZM209 172H207L208 174H209V176H205L204 175V177H203V179L206 177V178H208L209 177V179L208 180H210V181H212L211 180V177L213 176V175H215V176H217V172H215V173H217V174H215V173H209ZM219 172V171H218ZM223 172V171H222ZM246 172H248L249 173V171H246ZM41 173V175H42V172H40ZM50 174H52L51 172H49ZM143 173H145V171L143 172ZM36 174V173H35ZM34 174V175H35ZM49 174V175H50ZM116 174H117V172H116ZM133 174V175H132ZM190 173H188V175H189ZM192 174V173H191ZM203 174V173H202ZM202 174H200V176H202ZM206 174V173H205ZM207 174V175H208ZM252 174V173H251ZM250 174V175H251ZM53 175V174H52ZM85 175V174H84ZM143 176H139V179L136 181H134V183H135V187H134V185L132 186V191H134L133 190V188L135 189H137V182L138 181H140V180H144V183H143V186L145 187V188H147V185H150L151 184V186H152V183L151 182H153V181H151L150 182V184L148 183L149 181H146V179H145V176H146V173L145 174H142ZM194 175H195V173H194ZM245 175V174H244ZM249 174H248V176H250ZM115 176V175H114ZM170 176V175H169ZM172 176V175H171ZM170 176V177H171ZM197 176V175H196ZM247 176V175H246ZM36 177L37 176H35V179H36ZM46 177V176H45ZM75 177H76V181H75ZM86 177V176H85ZM144 177V178H143ZM157 177V176H156ZM214 177V176H213ZM250 177H252V176H250ZM255 177V176H254ZM259 176L257 175V178L254 180V182H255V185L257 184V182L260 184V186L258 187L257 185V189L256 190H254L255 191V193L257 194V192L259 191L260 192V194L262 193V192H264V181H260V179L258 178ZM262 177V176H261ZM39 178V177H38ZM51 178V177H50ZM54 178V177H53ZM188 178V177H187ZM202 178V177H201ZM247 178V177H246ZM253 178V177H252ZM251 178V179H252ZM19 179H21V178H19ZM88 179V178H87ZM119 179V178H118ZM193 179V178H192ZM213 179V178H212ZM259 179V180H258ZM51 180V179H50ZM83 180L85 181L86 179H83L82 178V182H83ZM98 179H95L94 180V184H97L98 183V181H97ZM170 180V179H169ZM185 180V179H184ZM199 180L202 182V179H200L199 178ZM250 180V179H249ZM15 181V180H14ZM33 183H34V177H33ZM36 181H38V180H36ZM81 181L79 182V183H81ZM86 181H88V180H86ZM192 181V180H191ZM199 181V182H200ZM205 181V180H204ZM203 181V182H204ZM252 181V180H251ZM46 182V181H45ZM50 182V181H49ZM48 182V183H49ZM57 182V181H56ZM117 182H120V181H116V185H118L117 184ZM187 182V181H186ZM198 182V183H199ZM201 183L202 185H204V183L206 184V183H208L207 181L206 182H204V183ZM249 182V181H248ZM254 182L253 183H251L252 185L254 184ZM6 183V182H5ZM13 183V182H12ZM17 183H19V182H17ZM27 182L25 181V184H26ZM30 183V182H29ZM37 183V182H36ZM58 183H60V182H58ZM66 183H68V182H66ZM122 183V182H121ZM120 183V184H121ZM156 183V182H155ZM194 183V182H193ZM9 184H10V182H9ZM24 184V185H25ZM31 184V183H30ZM35 184V183H34ZM50 184V183H49ZM51 184H54V182H52ZM50 184V185H51ZM65 184V183H64ZM84 184H85V182H84ZM115 184V183H114ZM126 184H127V182H126ZM239 184H240V182H239ZM243 184V183H242ZM241 184V186H244V185H246V184H243L242 185ZM249 184V183H248ZM251 184H250V186H251ZM62 185V184H61ZM60 185V186H61ZM82 185V184H81ZM123 185V184H122ZM190 185H192V184H190L189 183V186ZM202 185H200V186H202ZM209 185H211V183H209ZM209 185H207V186H209ZM218 185V184H217ZM227 185V184H226ZM255 185H253L255 188H256V186ZM21 186H22V184H21ZM27 185H25V187H26ZM39 186H42V185H39ZM67 186H68V189L70 188L69 187V184H67ZM67 186H66V189L65 190H68L67 189ZM78 186V185H77ZM115 186V185H114ZM199 186V187H200ZM205 186V185H204ZM240 186V185H239ZM238 186V187H239ZM241 186L239 187L240 189H241ZM249 186V185H248ZM23 187V186H22ZM28 187H30V186H28ZM62 187H65V186H62ZM76 187V186H75ZM111 187V186H110ZM125 187H126V185H125ZM144 187H141L142 189H145ZM234 187V186H233ZM235 187L237 188V186L235 185ZM59 188L60 187H58V185L57 186H55L54 188L51 186V188L49 189V191L47 192V190H46V193H47V195L45 194V198H46V196L48 197V196H50V198H53L54 196H56L55 198H56V200H58L59 199V192L61 191V189L59 190ZM86 188L87 189H90L91 190V194H87L86 195V198H88V200H89V202H87V203H85L84 204V206L86 205V208H87V210L86 211H88V210H90L95 204H96V202L98 201V198L97 197H99V190H97V188H92V187H90V186H87L86 185ZM108 188V187H107ZM114 188V187H113ZM128 188V187H127ZM139 188H140V186H139ZM159 188V187H158ZM236 188H233L234 190H236ZM239 188H238V190H236L235 192H237L238 193V191H239ZM247 188V189H246ZM246 188H244L246 191H248V190H250V189H248L249 187H246ZM253 188V187H252ZM254 188V189H255ZM25 189V188H24ZM33 189H34V187H33ZM40 189V188H39ZM41 189H43V188H41ZM76 189V188H75ZM78 189V188H77ZM80 189L81 190H79V191H77V193L78 192H80V194H82V192H84V189L82 188V187H80ZM122 189V188H121ZM120 189V190H121ZM135 189V190H136ZM157 189V188H156ZM159 189H161V188H159ZM227 189H230L229 187L227 188ZM227 189H226V191H227ZM232 189V188H231ZM244 189L243 190H241V191H239L240 193H238V195L240 194V196H241V192H243L244 191ZM7 190V189H6ZM8 190H9V188H8ZM12 190V189H11ZM11 190H9V191H11ZM21 190V189H20ZM27 190H28V188H27ZM35 190V189H34ZM70 190V189H69ZM108 190V189H107ZM130 190V189H129ZM9 191H7L8 193H9ZM19 191V190H18ZM23 191H25V190H23ZM29 191V190H28ZM136 191H138L137 192V196H138V193H139V191L140 190H136ZM142 191V190H141ZM140 191V193L142 194V193H144V191L143 192H141ZM162 191V190H161ZM230 191H232V190H230ZM245 191V192H246ZM39 192V191H38ZM45 192V191H44ZM69 192V191H68ZM154 191L152 190V188L150 189H146V194L147 195H151L152 193H153ZM157 192V191H156ZM225 192V191H224ZM233 192V191H232ZM232 192H229V193H227V196H229L228 194H230L231 195V197H232ZM253 192V190H251V193ZM258 192V193H259ZM21 193V192H20ZM64 193L65 194H67V191H64ZM133 192H131L129 195H131ZM134 193H135V191H134ZM144 193V194H145ZM223 193V192H222ZM248 192H246V194H247ZM254 193V192H253ZM252 193V194H253ZM255 193H254V195H255ZM7 194V193H6ZM26 194H27V192H26ZM61 194V193H60ZM224 194V193H223ZM243 194V193H242ZM252 194H250V195H252ZM8 195V194H7ZM12 195V194H11ZM11 195L9 196V197H11ZM15 195H16V193H15ZM20 195V194H19ZM23 195V194H22ZM36 195V194H35ZM70 195V194H69ZM72 195V194H71ZM110 195V194H109ZM135 195V194H134ZM143 195V194H142ZM155 195H156V193H155ZM197 196H199L198 195V193L196 194ZM235 195H236V193H235ZM237 195V197H239ZM13 196H14V194H13ZM25 196V195H24ZM132 196V195H131ZM130 196V197H131ZM152 196V195H151ZM195 196V195H194ZM226 196V197H227ZM242 196H244V194L242 195ZM241 196V197H242ZM8 197V196H7ZM37 197V196H36ZM136 197V196H135ZM215 197V196H214ZM214 197H213V199L211 200V202L212 201H214V200H216L217 201V207H216V209H218V207L220 206H218V199H214ZM226 197H224V195H223V197L221 196V201H220V203H222V200L224 201L225 200V198ZM230 197V196H229ZM241 197H239L240 199H244L243 197L241 198ZM247 197L249 198V196L247 195ZM247 197H246V200H247ZM13 198V197H12ZM18 198V197H17ZM33 198V197H32ZM144 198V197H143ZM149 198V197H148ZM204 198V197H203ZM207 198H208V196H207ZM207 198H205L206 199V201L205 202H207L208 201V199ZM219 198V197H218ZM232 198H235V197H232ZM231 198V199H232ZM7 199V198H6ZM15 199V198H14ZM54 199V198H53ZM64 199H65V197H64ZM134 199V198H133ZM137 199L138 198H136V201H137ZM152 199V198H151ZM171 198H169V200H170ZM185 199H187V198H185ZM200 199V198H199ZM227 199V198H226ZM237 199V198H236ZM249 199H251V198H249ZM248 199V200H249ZM24 200V199H23ZM25 200H26V198H25ZM40 200V199H39ZM83 200H84V198H83ZM145 200V199H144ZM148 200V199H147ZM154 200H155V198H154ZM190 200V199H189ZM193 200V199H192ZM246 200H245V202H246ZM6 201H8V200H6ZM47 201V200H46ZM85 201V200H84ZM135 201V199H134V202L133 201H131V202H133V203H135L136 205H138L137 207H135L136 209L138 208V209H140L139 208V206H141V208L143 207V204L142 203H140L139 204V202L140 201H137L136 202ZM142 201V200H141ZM196 201V200H195ZM242 201H244V200H242ZM13 202H14V200H13ZM12 202V203H13ZM30 202H31V200H30ZM41 202H42V198H41ZM40 202V203H41ZM66 202H67V200H66ZM111 202V201H110ZM152 202H154V201H152ZM170 202V201H169ZM190 202H191V200H190ZM210 202V204H214L215 203V201H214V203H211ZM244 202V203H245ZM12 203H9V204H7L9 207H12L10 204H12ZM39 203V204H40ZM45 203V202H44ZM69 202H67V204H68ZM109 203V202H108ZM173 203V202H172ZM219 203V204H220ZM249 203V202H248ZM248 203H246V204H248ZM15 204V203H14ZM52 204V203H51ZM56 204H58V202L56 203ZM114 204H116V203H114ZM193 204V203H192ZM197 204V203H196ZM201 204V203H200ZM207 204H209V203H207ZM209 204V205H210ZM222 204H224V203H222ZM243 204V203H242ZM241 204V205H242ZM41 205V204H40ZM129 205V204H128ZM170 205V204H169ZM172 205V204H171ZM174 205V204H173ZM181 205H183V204H181ZM189 205V204H188ZM194 205V204H193ZM192 205V206H193ZM208 205V206H209ZM240 205V206H241ZM249 205V204H248ZM8 206H6V207H8ZM92 206V207H91ZM130 206V207H129ZM128 206V208H132L131 206H132V203L130 204ZM148 206H149V204H148ZM147 206V207H148ZM211 206V205H210ZM216 206V205H215ZM225 206V205H224ZM224 206H222V207H224ZM239 206V207H240ZM243 206V205H242ZM241 206V207H242ZM244 206H246L245 204H244ZM243 206V207H244ZM38 207V206H37ZM46 207V206H45ZM45 207H44V204L42 203V207H40L39 206V208L38 209H36L35 210V212H36V217H35V224H33V225H35L34 226V229L36 230V227H43V225H45V224H47L46 222H47V220L45 219V218H47V217H45L47 214H46V209H45ZM57 207V206H56ZM83 207V206H82ZM94 207H96V205L94 206ZM116 207V206H115ZM133 207H134V205H133ZM154 207V206H153ZM176 207V206H175ZM193 207H195V206H193ZM199 207H200V205H199ZM233 206L231 205V208H232ZM240 207V208H241ZM249 207V206H248ZM80 208V207H79ZM189 208H191L190 206H189ZM197 208V207H196ZM202 208V207H201ZM224 208H226V206L224 207ZM230 208V209H231ZM234 208H236L237 209V212L235 213V209ZM234 208H233V210L232 211H230L228 214H227V216L225 215V213H227V212H225L223 215H221L222 217L224 216H226L227 217V220L230 218L231 219V221H229V222H234V220H235V218H237L238 219V217H239V215H240V212H239V208H238V206L237 207H235V204H234ZM247 208V207H246ZM245 208V209H246ZM93 209V208H92ZM95 209V208H94ZM133 209V208H132ZM146 209V208H145ZM172 209V208H171ZM192 209V208H191ZM215 209V208H214ZM229 209V210H230ZM242 209V208H241ZM240 209V210H241ZM244 209V208H243ZM244 209V210H245ZM143 210V209H142ZM146 210H148V208L146 209ZM149 210H150V208H149ZM195 210V209H194ZM219 210H221L220 209V207H219ZM226 210V209H225ZM249 210V209H248ZM91 211V210H90ZM118 211H120V208H119V210ZM133 211V210H132ZM137 211V210H136ZM168 211H170V210H168ZM197 214H198V208H197ZM196 211H195V214H196ZM201 211V210H200ZM199 211V212H200ZM224 211V210H223ZM222 211V212H223ZM65 212V211H64ZM92 212H94L93 210H92ZM140 212H142L141 210H140ZM189 213L191 212V214H192V212H193V210H190V211H188ZM243 212V211H242ZM247 212V211H246ZM249 212V211H248ZM66 213V212H65ZM78 213V212H77ZM79 213H81V212H79ZM83 213V212H82ZM108 212L107 211H100L99 210V207L97 206L96 207V211L93 213V214H91L92 216H94L92 219V222H93V224H90L89 222H88V224L89 225H91V227H93V226H95V225H99L100 223L98 222V220H100L101 219V217H102V214L103 215H108L107 214ZM145 213V212H144ZM238 213V214H237ZM63 214V213H62ZM120 215H121V213H119ZM123 214H126V213H123ZM220 214H222V213H220ZM244 213H242V215H243ZM70 215V214H69ZM127 215H128V213H127ZM137 215V214H136ZM143 214H141V217H138V218H141L142 220H143V217H144V215L142 216ZM214 215H216V214H214ZM235 215H237L238 217H235ZM246 215V214H245ZM264 214H262V216H263ZM75 216H77L76 215V213H75ZM79 216H80V214H79ZM129 216V215H128ZM138 216V215H137ZM193 216H195V215H193ZM198 216V215H197ZM221 216L219 217L218 216V220H220V218H221ZM241 216V215H240ZM248 216H249V214H248ZM261 215L259 214V217H260ZM53 217H54V214H53ZM58 217V216H57ZM91 217V216H90ZM122 217V216H121ZM120 217V218H121ZM131 217V216H130ZM129 217V218H130ZM174 217V216H173ZM179 217H181V216H177V220H175V221H173L172 219H170V221L172 220V222L173 223H175L174 225H175V227L178 229V230H182V231H184L185 232V230L188 232V233H191V231L189 230V226L190 225H188L187 224V228H186V224H183L182 222H181V219H179ZM199 217V216H198ZM223 217V218H224ZM241 217H243V216H241ZM258 216H257V218H255L254 219V223H256L255 225H254V227H250L249 229H247V227H246V229L247 230H244V231H241V229H239L240 227H237V225H236V223L234 224V226H233V228H232V226H230V228L226 231V232H224L223 233V235H221V237H219V238H209V239H207V238H203L204 240H203V242L200 244V242L198 241V242H196L197 243V245H195L196 246V248L194 247V246H192V248L194 247L195 249H192V251H190V255H192V261L193 260H196L194 257H195V255L197 256V258H198V255H200V253H199V251H202V250H209V249H212V250H215L216 248L218 249V247H220V246H222L223 244H224V246H227L228 244H237V243H248L249 241H251V243H255V245H256V247H261V248H263V245H264V226H263V223H264V219L263 218H259ZM50 218H52V217H50ZM59 218V217H58ZM119 218V215H118V222L116 223V224H118V223H121L120 222V220H123L122 218L120 219ZM126 218V217H125ZM128 218V217H127ZM129 218H128V222L129 221H131L132 220V217L130 218V220H129ZM137 218V219H138ZM175 218V217H174ZM184 218H185V216H184ZM189 220H190V223H191V219L193 220V222H192V225L191 226H193L194 227V223H195V225H197L196 224V222H194V219L193 218H189V217H187ZM195 218V221H196V216L194 217ZM246 218V217H245ZM252 218V217H251ZM250 218V219H251ZM81 219V218H80ZM96 219V220H95ZM103 219H105V218H103ZM136 218H135V220H136V223L135 224H133V225H136L137 224V220ZM186 219V218H185ZM222 219V218H221ZM229 219V220H230ZM243 219V218H242ZM45 220H46V222H45ZM117 220V219H116ZM115 220V221H116ZM126 220L127 219H125V221L123 220L122 221V223L124 222H126ZM140 220V219H139ZM223 220H225V218L223 219ZM245 220V223H247L248 222V224H249V222L251 221H248L249 220V218L248 219H244ZM244 220H242V221H240V223L241 222H243ZM49 221V220H48ZM57 221V220H56ZM55 221V222H56ZM68 221V220H67ZM70 221V220H69ZM75 221H79V219L78 220H75ZM74 221V222H75ZM110 221H112V220H110ZM164 221V220H163ZM166 221V220H165ZM217 221V220H216ZM34 222V221H33ZM91 222V223H92ZM94 222H95V225H94ZM98 222V223H97ZM152 222H156L155 220L154 221H152ZM197 222H199L198 221V219H197ZM227 221L225 220V223H226ZM111 223V222H110ZM121 223V225L120 224H118L117 226L118 227H121L122 225V229L120 228L119 230L121 231H119L118 230V227H117V230L119 231V233H118V236H119V234L121 233L122 234V232H123V236L125 237H128L129 235H128V233L130 232L129 230H127L126 228H127V225H129L128 223L126 224V225H124V224H122ZM133 223V222H132ZM164 223V222H163ZM219 223V222H218ZM239 223V224H240ZM29 224V223H28ZM49 224V223H48ZM53 224H54V222H53ZM68 224V223H67ZM116 224H115V222H114V230L116 229ZM156 224V223H155ZM172 224V223H171ZM212 224H217L216 222L215 223H213L212 222ZM32 225V226H33ZM52 225V223H50V226ZM57 225V224H56ZM69 225V224H68ZM72 225V224H71ZM78 225V224H77ZM153 225V224H152ZM160 225H162V226H160ZM159 226L160 227H164L163 226V224H160ZM242 225V224H241ZM245 225V224H244ZM250 225H251V223H250ZM67 226V225H66ZM65 226V227H66ZM108 226H111V225H108ZM146 226V225H145ZM150 226V225H149ZM228 225H227V228L229 227ZM252 226H253V224H252ZM29 227V226H28ZM62 227V226H61ZM74 227H76L75 225H74ZM78 227H79V225H78ZM131 227V228H130ZM130 227H128V228H130V229H133L132 228V225L130 226ZM147 227V226H146ZM193 227H191V229H194ZM195 227H198V225L197 226H195ZM243 227H245V226H243ZM249 227V226H248ZM33 228V227H32ZM99 227H97L96 228V226L95 227H93L92 228V232L94 233L93 234V237L95 238V237H101L102 238V233L100 234V233H98V232H101V231H103L102 229H101V227L99 228L100 230H97ZM166 228V227H165ZM164 228V229H165ZM58 229V228H57ZM89 229H91V228H89ZM163 229V230H164ZM196 229V228H195ZM245 229V228H244ZM260 229V232L258 231ZM63 230V229H62ZM133 230H135V228L133 229ZM138 230V229H137ZM156 230H158V227H157V229ZM189 230V231H188ZM49 231V230H48ZM60 230H58V232H59ZM64 231V230H63ZM152 232L151 233H154L153 232V229L151 230ZM159 231V230H158ZM194 231H196V230H194ZM71 232V231H70ZM108 232H109V230H108ZM111 232V231H110ZM109 232V233H110ZM140 232V231H139ZM146 232V231H145ZM183 232V233H184ZM34 233H37V230H36V232H34ZM61 233V232H60ZM73 233V232H72ZM74 233H75V231H74ZM99 235H98V234ZM132 233V232H131ZM149 233V232H148ZM186 233V232H185ZM185 233H184V235H185ZM193 233V232H192ZM63 234V233H62ZM92 234V233H91ZM156 234V233H155ZM169 234V232L167 233V234H165L164 235V237L166 236V235H168ZM182 234V233H181ZM200 234V233H199ZM36 235H38V233L36 234ZM35 235V236H36ZM95 235V236H94ZM115 235V234H114ZM113 235V238L114 237H116L117 235H115L114 236ZM128 235V236H127ZM149 235V234H148ZM159 235V234H158ZM219 235V234H218ZM34 236V237H35ZM61 236V235H60ZM63 236V235H62ZM71 236V234L69 235V238L71 239L72 238V242H74V238H73V235H72V237H70ZM76 236V235H75ZM107 236H108V234H107ZM116 237V240H119V239H117V238H119V237H122V236H119V237ZM131 236H133V235H131ZM131 236H129L130 238H131ZM145 235H144V233H142L141 235H139V238H143ZM214 236V235H213ZM22 237V236H21ZM32 237V236H31ZM97 238V239H101V238ZM111 237H112V234H111ZM137 237H138V235H137ZM151 237V236H150ZM161 237H163V235L161 234ZM163 237V238H164ZM184 237V236H183ZM197 237H198V235H197ZM203 237H204V235H203ZM218 237V236H217ZM30 238V237H29ZM36 238H37V236H36ZM68 238V239H69ZM76 238V237H75ZM77 238H79V237H77ZM90 239H91V237H89ZM93 238V239H94ZM109 238H110V236H109ZM113 238H111V239H113ZM135 238V237H134ZM134 238H132V239H134ZM145 238V237H144ZM154 238V237H153ZM156 238V237H155ZM162 238V239H163ZM67 239V240H68ZM129 239V238H128ZM131 239V240H132ZM136 239V238H135ZM149 239V238H148ZM147 239V240H148ZM165 239V238H164ZM59 240V239H58ZM83 241H84V238L82 239ZM130 240V241H131ZM198 240H201V239H198ZM248 240V241H247ZM69 241V240H68ZM150 241V240H149ZM156 241V240H155ZM158 241V240H157ZM181 241V240H180ZM184 241V240H183ZM70 242V241H69ZM90 242V245L92 244V239H91V241H89ZM144 242H145V240H144ZM151 242V241H150ZM153 242H154V240H153ZM68 243V242H67ZM94 243H95V245H96V241H94ZM93 243V244H94ZM179 243V242H178ZM194 243V242H193ZM69 244V243H68ZM92 244V245H93ZM99 244V243H98ZM107 244H108V248H111V247H115V246H119V244L117 243V242H115V241H113V240H109L108 242H107ZM137 244H139V243H137ZM147 244V243H146ZM226 244V245H225ZM89 245V246H90ZM144 245V244H143ZM148 245V244H147ZM155 245H156V243H155ZM162 245H164V243L162 244ZM188 245H190V244H188ZM250 244H248V246H249ZM184 246V245H183ZM242 246H243V244H242ZM251 246V245H250ZM253 246V245H252ZM97 247H100V244H99V246L98 245H96V248ZM169 248L171 247V246H168ZM182 249H183V247H182V245L180 246ZM179 246H177V245H173V247L171 248L172 250L171 251H169L168 250V248H167V250L169 251H166V252H168L167 254H165L164 253V257H162L163 258V264H184L186 261H188V260H186L184 263H183V259L184 258H186L187 259V257H188V259H191V256L186 252V253H183V250L180 248ZM186 247H187V245H186ZM247 247V246H246ZM123 248V247H122ZM146 248V247H145ZM165 248V247H164ZM251 248V247H250ZM253 248V247H252ZM75 249V248H74ZM100 249L102 250V245H101V247H100ZM100 249L98 250L97 249V251H99V253L101 254V252H100ZM148 249H149V245H148ZM142 249H139V254L140 255H142V254H144L143 252L144 251H142V254L140 253V251H141ZM154 250H155V248H154ZM161 250V249H160ZM163 250H165V249H163ZM188 250V249H187ZM249 250V249H248ZM23 251V250H22ZM74 251V250H73ZM75 251H77V250H75ZM82 251V250H81ZM91 251V250H90ZM90 251H88V253H90ZM148 251V253H150V250H147ZM147 251H146V253H147ZM243 251V250H242ZM92 252H96V250H95V248H94V251H92ZM129 252V251H128ZM57 253V252H56ZM78 253V252H77ZM98 253V252H97ZM160 253V252H159ZM199 253V254H198ZM203 253H205V252H203ZM208 253V252H207ZM243 253V252H242ZM58 254V253H57ZM56 254V255H57ZM69 254V253H68ZM79 254V253H78ZM81 255H83L82 253H80ZM96 254V253H95ZM94 254V255H95ZM123 254H124V252H123ZM185 254L187 255L188 254V256L187 257H184L183 258V256H185ZM198 254V255H197ZM5 255V257L7 256V254H4ZM93 255V254H92ZM147 255V254H146ZM77 256V255H76ZM89 256V255H88ZM96 256H97V254H96ZM95 256V257H96ZM134 256V255H133ZM145 256V255H144ZM70 257V256H69ZM98 257V256H97ZM100 257V256H99ZM145 257H148L149 258V256H145ZM1 258V257H0ZM53 258V260H54V257H52ZM77 258H79L80 259V257H77ZM64 259V258H63ZM92 259V258H91ZM97 259V258H96ZM100 259V258H99ZM98 259V260H99ZM127 259V260H126ZM134 259V257L133 258H131L130 256H125V257H123V259L121 258V262H125V261H132ZM89 260V259H88ZM97 260V261H98ZM135 261H137L138 259H134ZM133 260V261H134ZM145 260V259H144ZM148 261H147V263H149V259H147ZM51 261V260H50ZM58 262H60V260H57ZM64 261V260H63ZM82 260H80V262H81ZM94 261H96L95 259H94ZM94 261H91L90 260V264L92 263V264H96L97 262H94ZM222 261H224V259L222 260ZM221 261V262H222ZM52 262V261H51ZM79 262V263H80ZM84 263H85V261H83ZM89 261H87L86 263H88ZM190 262H191V260H190ZM259 262V261H258ZM65 263V262H64ZM75 263H77V262H75ZM192 264H193V262H191ZM54 264V263H53ZM56 264H59V263H56ZM61 264V263H60ZM67 264V263H66ZM73 264V263H72ZM223 264V263H222ZM224 264H243V263H241V260L240 259H238V257H237V259H232V260H227L226 259V261L224 262ZM255 264H264V262L262 261V262H259V263H255Z\"/></svg>",
  "mask_w": 264,
  "mask_h": 264
},
{
  "label": "crops",
  "instance_id": "0c3cea01",
  "mask_svg": "<svg viewBox=\"0 0 264 264\" xmlns=\"http://www.w3.org/2000/svg\"><path fill=\"white\" fill-rule=\"evenodd\" d=\"M7 77V76H6ZM6 83H8V82H6ZM231 136V138H233L232 136H233V134H228V137H230ZM232 140V139H231ZM78 163V162H77ZM158 167V168H157ZM166 167H161V166H159V165H157L156 166V168L154 167L153 168V173L155 172L156 173V175L160 178V177H162V176H164L165 175V173H166ZM66 172H68V166H67V170H66ZM69 174V173H68ZM149 178L150 179H153L151 176H150V172H149ZM80 193V192H79ZM82 194H83V192H82ZM100 194V193H99ZM98 198V197H97ZM84 200H85V198H84ZM87 202H89V200H88V198H87V200H86V203ZM92 217H94V216H92Z\"/></svg>",
  "mask_w": 264,
  "mask_h": 264
}]
</instances>
